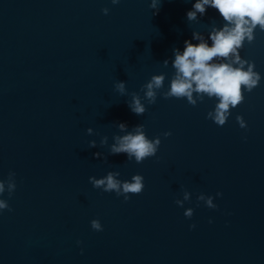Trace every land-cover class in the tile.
<instances>
[{
	"label": "water",
	"instance_id": "obj_1",
	"mask_svg": "<svg viewBox=\"0 0 264 264\" xmlns=\"http://www.w3.org/2000/svg\"><path fill=\"white\" fill-rule=\"evenodd\" d=\"M149 3L0 0V180L11 171L16 182L11 197H0L12 209L0 213V264H264V32L241 50L260 84L225 125L206 119L214 108L207 98L192 106L158 94L136 116L114 83L140 92L163 73L166 89L174 70L162 61L172 48L219 23L213 9L189 23L191 0H161L156 15ZM117 121L159 136L156 156L136 164L100 148L101 137L110 144L124 134ZM108 171L121 180L142 175V192L125 202L94 189L88 178ZM183 191L191 196L181 208L174 201ZM201 193L216 209L196 206Z\"/></svg>",
	"mask_w": 264,
	"mask_h": 264
},
{
	"label": "clouds",
	"instance_id": "obj_2",
	"mask_svg": "<svg viewBox=\"0 0 264 264\" xmlns=\"http://www.w3.org/2000/svg\"><path fill=\"white\" fill-rule=\"evenodd\" d=\"M118 3L120 0H111L112 5ZM160 3L161 0H150L149 8L153 15L158 13ZM208 9L215 10L219 23L213 20L206 35L204 32L192 30L190 39L183 41L182 48L173 47L171 56L162 61L165 67L170 64L174 70L166 89V76L163 73L153 74L141 86L140 92L143 95L140 92H128L125 81L114 83V90L118 94L129 97L125 104L131 113L142 116L146 112V105L154 104L158 94L164 99H185L192 106L207 98L214 101V108L207 112L206 119H210L217 126H223L231 115L230 110L243 102V93H251L259 86L262 76L255 70L256 65L252 60L241 56V50L245 44L251 45L254 42L257 30L264 32V0H191V8L185 12L186 20L189 23L199 22ZM101 11L107 15L109 9L103 8ZM235 119L240 128H247L242 116L237 115ZM114 125L124 134L113 135L110 144L107 136L99 140L100 148L106 146L108 155L124 154L128 161L136 164L156 156L161 139L159 136L149 138L143 124L132 125L131 130L127 122L117 121ZM86 133L92 136L93 129L87 128ZM170 135V132L163 133L165 138ZM88 147H97L96 140L88 141ZM93 156L106 159L102 152H95ZM119 175L117 171H108L101 178L90 176L88 181L94 189L115 193L117 197L122 196L125 202L130 195L142 192V175H132L130 180H121ZM15 189V173L10 171L5 180H0V197L5 192L11 197ZM221 195L220 192L216 193V197ZM190 196L188 191H183L182 199H176L174 203L183 208L185 202H190ZM213 201L211 195L201 193L196 196L197 207L203 202L208 209H216L217 205ZM5 210L12 211L7 200L0 198V213ZM183 215L191 219L193 208H185ZM209 223H212L211 219ZM90 227L97 232L103 230L98 219H92ZM194 227V224L189 225L190 229Z\"/></svg>",
	"mask_w": 264,
	"mask_h": 264
}]
</instances>
